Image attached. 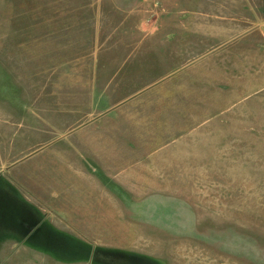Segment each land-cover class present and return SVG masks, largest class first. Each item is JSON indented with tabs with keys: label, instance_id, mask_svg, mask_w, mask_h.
<instances>
[{
	"label": "rangeland",
	"instance_id": "374dc122",
	"mask_svg": "<svg viewBox=\"0 0 264 264\" xmlns=\"http://www.w3.org/2000/svg\"><path fill=\"white\" fill-rule=\"evenodd\" d=\"M179 8L226 30L225 36L186 33L177 45L189 54L227 45L261 29L254 23L264 24V0H0V178L29 148L65 129L67 111L81 122L108 109L81 104L92 103L103 88L95 82L98 66H120L114 52L164 47L161 26H154L153 43L142 41L147 26ZM224 19L227 26H221ZM232 19L238 26L231 27ZM253 43L263 45L264 34ZM242 49L209 55L221 62L208 67L206 85L216 91L203 92V101L225 98L234 107L203 125L195 161L184 165L201 169L172 171L164 188L168 202L147 201L132 212L126 208L133 205L123 204V217L116 220L121 232L106 234L108 249L94 252L100 262L73 264H264V51ZM99 52L106 56L99 58ZM241 89L250 94L242 101ZM69 98L77 106H67ZM141 119L139 132H153L149 117ZM34 131L48 134H19ZM15 192L9 193L17 197ZM1 193L9 196L2 183ZM9 229L13 234L4 237L16 238L17 228ZM20 247L0 249V264H52L48 255Z\"/></svg>",
	"mask_w": 264,
	"mask_h": 264
},
{
	"label": "crops",
	"instance_id": "0c3cea01",
	"mask_svg": "<svg viewBox=\"0 0 264 264\" xmlns=\"http://www.w3.org/2000/svg\"><path fill=\"white\" fill-rule=\"evenodd\" d=\"M184 10H169L154 25L147 26L151 30L142 41L153 43L149 39H153L154 26H161L166 34L164 47L146 46L144 51L134 49L125 55L114 52L120 66H98L95 82L103 88L92 103L81 104L108 109L81 122L73 121V110L67 111L69 124L65 129H56L52 140L29 148L12 167L3 169L0 184L18 196L1 193V250L17 244L20 250L48 255L52 264L88 263L91 259L92 263L100 262L94 252L108 249L106 234L121 232L116 220L123 217V204L133 205L126 208L132 212L147 201L168 202L170 196L164 188L171 184V172L201 169L184 165L195 161L191 156L202 146L203 125L234 107L225 98L220 103L203 101V92L216 91L211 84L206 85L208 67L221 62L209 55L240 53L242 48L264 51V43H253L256 35L264 34V24L254 23L261 29L244 33L227 45L212 47L203 54H189L184 46L177 45L182 44L186 33L214 31L225 36L226 30L218 29L217 23L187 16ZM227 21L232 22L231 27L238 26L233 19ZM222 22L221 26H227L225 19ZM190 26L195 29L188 32L186 27ZM202 26L204 30L198 29ZM230 33L239 31L231 28ZM105 56L99 52V58ZM185 59L192 61L185 63ZM242 91H237L241 101L243 96H250L249 90L244 95ZM69 101L67 106H77L71 98ZM142 115L151 120L153 132H139ZM19 134L42 138L48 132ZM11 216L16 219L9 221ZM10 227L17 228L16 238L4 237L11 232Z\"/></svg>",
	"mask_w": 264,
	"mask_h": 264
}]
</instances>
